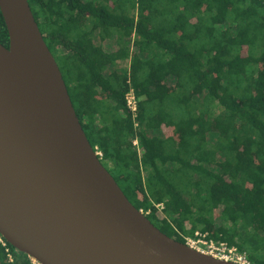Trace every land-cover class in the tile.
<instances>
[{
	"label": "trees",
	"instance_id": "1",
	"mask_svg": "<svg viewBox=\"0 0 264 264\" xmlns=\"http://www.w3.org/2000/svg\"><path fill=\"white\" fill-rule=\"evenodd\" d=\"M28 3L127 200L180 243L204 236L264 264V0ZM0 264L32 263L5 242Z\"/></svg>",
	"mask_w": 264,
	"mask_h": 264
},
{
	"label": "water",
	"instance_id": "2",
	"mask_svg": "<svg viewBox=\"0 0 264 264\" xmlns=\"http://www.w3.org/2000/svg\"><path fill=\"white\" fill-rule=\"evenodd\" d=\"M0 237L37 264H238L156 228L89 144L28 0H0Z\"/></svg>",
	"mask_w": 264,
	"mask_h": 264
},
{
	"label": "built area",
	"instance_id": "3",
	"mask_svg": "<svg viewBox=\"0 0 264 264\" xmlns=\"http://www.w3.org/2000/svg\"><path fill=\"white\" fill-rule=\"evenodd\" d=\"M125 102H126V107L127 109L130 111V113L135 117V114L137 112V99L134 95L133 90L130 88V90L126 93L125 95ZM132 146L136 148V150L138 151L139 149V144H138V140H134L132 142ZM96 156L100 159L102 157V154L100 151L97 150V148H95L94 150ZM156 208L158 209V211L160 213H162L163 210V206L162 205H157ZM141 213L144 214V212L142 210H140ZM147 214V213H146ZM144 214V215H146ZM209 245L206 247L207 251H200L202 253L211 255L215 258L221 259V260H225V261H231V262H235L238 264H250L247 261V258L245 256V254L239 253L235 248H228L225 244L221 243L219 245L208 241ZM0 243L3 247H5V242L4 240L0 237ZM188 241H187V243ZM190 246V245H189ZM10 260L11 257L9 256ZM32 264H37L33 261H31Z\"/></svg>",
	"mask_w": 264,
	"mask_h": 264
},
{
	"label": "rangeland",
	"instance_id": "4",
	"mask_svg": "<svg viewBox=\"0 0 264 264\" xmlns=\"http://www.w3.org/2000/svg\"><path fill=\"white\" fill-rule=\"evenodd\" d=\"M187 241H188L190 247H192L198 251H204V252L207 251L206 247L209 245V242L204 239V236L198 235L197 239L189 238V239H187Z\"/></svg>",
	"mask_w": 264,
	"mask_h": 264
}]
</instances>
